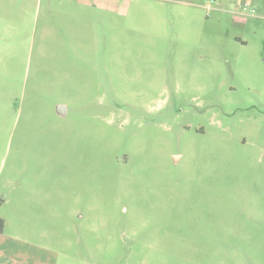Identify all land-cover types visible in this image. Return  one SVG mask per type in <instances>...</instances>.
Wrapping results in <instances>:
<instances>
[{
  "label": "rangeland",
  "instance_id": "374dc122",
  "mask_svg": "<svg viewBox=\"0 0 264 264\" xmlns=\"http://www.w3.org/2000/svg\"><path fill=\"white\" fill-rule=\"evenodd\" d=\"M187 1L0 0V264H264V0Z\"/></svg>",
  "mask_w": 264,
  "mask_h": 264
},
{
  "label": "crops",
  "instance_id": "0c3cea01",
  "mask_svg": "<svg viewBox=\"0 0 264 264\" xmlns=\"http://www.w3.org/2000/svg\"><path fill=\"white\" fill-rule=\"evenodd\" d=\"M39 1L42 2V0ZM47 1H49L50 9L52 10V12H55L57 14L58 19L62 23L67 24L66 31L69 34V45L76 49L85 47L86 50H90L91 48H93V46L95 47L94 40H100L98 34H96L97 38L95 39H93V35L96 29L99 30V34L102 33L101 25L105 17L108 16V13L119 12L125 5L124 0ZM160 1H162V3H172L173 6L182 5L181 7H195L196 10L202 9V7H204V5L195 4L194 1L187 0ZM127 6L129 7V3H127ZM195 12H191L192 15L190 17L195 18ZM75 24H79V28L76 27ZM58 111L61 114H65L66 108L63 105H60L58 107Z\"/></svg>",
  "mask_w": 264,
  "mask_h": 264
},
{
  "label": "trees",
  "instance_id": "16d2710c",
  "mask_svg": "<svg viewBox=\"0 0 264 264\" xmlns=\"http://www.w3.org/2000/svg\"><path fill=\"white\" fill-rule=\"evenodd\" d=\"M2 230H3V220L0 219V232H2Z\"/></svg>",
  "mask_w": 264,
  "mask_h": 264
},
{
  "label": "built area",
  "instance_id": "2783aa9c",
  "mask_svg": "<svg viewBox=\"0 0 264 264\" xmlns=\"http://www.w3.org/2000/svg\"><path fill=\"white\" fill-rule=\"evenodd\" d=\"M242 8H243L244 10H247V9H248V6H247V3H246V2L242 5Z\"/></svg>",
  "mask_w": 264,
  "mask_h": 264
}]
</instances>
